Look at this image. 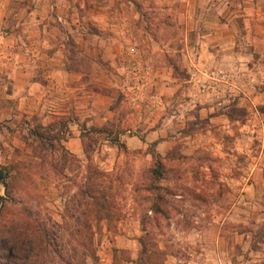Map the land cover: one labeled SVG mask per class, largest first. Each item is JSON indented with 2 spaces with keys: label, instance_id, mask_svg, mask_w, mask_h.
<instances>
[{
  "label": "rangeland",
  "instance_id": "1",
  "mask_svg": "<svg viewBox=\"0 0 264 264\" xmlns=\"http://www.w3.org/2000/svg\"><path fill=\"white\" fill-rule=\"evenodd\" d=\"M21 2H7L1 51L11 50L7 28L24 29L12 18ZM123 2L113 0L108 7L111 28L80 20V30L102 35L112 45L106 34L124 30L127 37L118 39L120 53L115 59L129 62L127 47H135L139 57L141 46H149L152 59L172 65L176 90L162 112L148 110L144 119H128L116 109L128 91L124 78L127 70L133 72L132 65L127 70L118 63L94 68L98 78L83 83L81 104L74 102L71 90L59 94L64 98L65 112L59 116L65 138L52 144L58 148L61 143L73 154L65 166L57 158L58 150H43L40 157L29 133L35 124L56 117H41L45 106L14 122L0 120V195L1 180L8 181L13 195L12 201L0 205V234L7 233L10 219H34V224L46 228L59 254L43 252L36 264H264V117L257 123L264 109L259 105L260 111H255L259 99H253L251 91L260 85L257 90L264 101V80L255 84L246 78L243 92H238L234 81L222 80L223 73L231 72L228 64L224 69L213 62L207 72L189 65V58L195 60L201 53L189 25L201 11L191 0ZM214 5L213 13L207 10V19L216 15L221 22L225 13L221 0ZM83 11L76 5L77 15ZM53 25L70 64L87 68L89 56L77 53L71 32L58 21ZM22 41L27 44L26 38ZM108 57L100 51L101 61L106 63ZM249 60L242 59L240 73L250 69ZM106 96L117 112L111 119L103 118ZM73 143L80 145L79 154L70 150ZM154 156L162 164L157 178L149 172ZM85 173L99 183L111 203L107 220L95 221L90 212L81 213L78 194ZM153 200L158 210H153Z\"/></svg>",
  "mask_w": 264,
  "mask_h": 264
},
{
  "label": "crops",
  "instance_id": "2",
  "mask_svg": "<svg viewBox=\"0 0 264 264\" xmlns=\"http://www.w3.org/2000/svg\"><path fill=\"white\" fill-rule=\"evenodd\" d=\"M9 1L0 0L1 33ZM95 1L22 0L21 5L16 7L12 18L16 23H22L21 26H24V29L21 28L19 31L12 27H6L9 31L4 30V32L8 31L6 37L10 38L11 50L10 52L0 50V120L9 118L14 122V119L24 113L35 112L36 109H41L44 106L46 107L45 114L39 113L41 117L51 114L53 116L61 115L65 112V107L63 106L64 98L59 94L71 90L74 102L77 105L81 104L83 83L92 82L98 78V71H94V68H108V66L111 67L118 63L123 70L128 69L129 62L123 57H121V61L114 57L120 53L118 39L127 37L124 30H115L106 34L114 45L110 44V41L105 42L104 39H101L102 35L80 30L78 23L80 20L89 21L102 28H107V26L111 28V25H114L108 23L109 16H107L108 7L110 8L113 4V0L96 3ZM125 2L132 3L131 0H125ZM191 2L192 5L194 3L199 6V11H201L200 15L189 23L190 28L195 30L196 43L201 53L195 60L189 58V65L207 72L213 62L214 65L220 62L224 69H227L225 64H228V70L231 72L226 73L228 77L225 82L229 81L230 84L234 81L231 84H234L233 89L238 92H243L241 87L245 84L246 78H250L255 84L263 81L264 0H221V10L225 11L221 15V18L223 17L221 22L216 15H209L208 19L206 15L209 8L211 9L210 13H213L212 6H215L217 0H197L196 3L191 0ZM186 3L188 4V1ZM76 5L83 7L84 11L81 15H77ZM230 5H234L233 8L230 9ZM224 6H228L230 9L228 13H226L228 8L223 9ZM202 12L203 15H201ZM186 16L192 17V13H187ZM56 21L60 22L67 32H71L70 36L77 53L89 56L87 68L77 67L74 63L70 64L64 43L57 39L58 33L53 25V22ZM69 22H72L74 26L67 28L65 23ZM23 23L30 24L25 26ZM21 30H25L26 33ZM23 38L27 39V44L24 46L22 45L24 44ZM13 42L14 44H12ZM244 44L248 46L246 49H244ZM141 47L138 65L144 69L143 77L137 78L127 70L124 82L128 91L125 90L126 95L120 99L121 104L116 109V111L121 110L126 118L134 120L144 119L148 110L162 112L163 105L168 101V96L173 94L177 86L176 77L172 74V65L155 57L152 59L153 49L149 46L142 45ZM100 51L109 56L106 63L99 58ZM185 52L190 54L187 48H185ZM248 58H250V69L240 73L238 70L242 68V59L248 60ZM259 87L260 85H257V88H251V91L254 92L253 99H259V102L254 104V109L257 112L260 111L259 105L264 106L262 93L257 90ZM52 93L56 95L50 98ZM241 99L242 96L239 100ZM110 100L111 97L106 96L105 107H103L106 113L103 118L111 119L114 114H117L114 111L115 104L109 105ZM90 103L93 104V100H90ZM122 106L124 107L122 108ZM263 117L264 112L258 114L257 123L260 124V118ZM154 132L156 131L154 130ZM66 144L69 146L70 140L66 141ZM72 145L70 150L79 154L80 145L75 143Z\"/></svg>",
  "mask_w": 264,
  "mask_h": 264
},
{
  "label": "trees",
  "instance_id": "3",
  "mask_svg": "<svg viewBox=\"0 0 264 264\" xmlns=\"http://www.w3.org/2000/svg\"><path fill=\"white\" fill-rule=\"evenodd\" d=\"M263 108L264 106H259ZM65 126L62 116H56L52 121L45 124L37 123L29 129V133L36 140L37 154L43 156V150H58V159L63 164L68 165V156L73 154L68 151L61 143L59 147L53 146L52 141L59 142L63 140L62 127ZM123 146L121 142L118 143ZM150 174L155 178L159 177L162 172V164L160 160L154 156L153 163L149 169ZM91 176L85 173L82 186L79 189L78 201L82 205L81 213L88 215L90 212L91 218L95 221L100 219L107 220L112 214L111 203L104 193L99 183H95L90 179ZM3 185L4 195H0V205L3 200H13V195L10 194V184L8 181L1 180ZM151 188H156L153 183H150ZM156 202V201H155ZM153 203V210H158V205ZM31 221V222H30ZM26 221L12 220L8 221L5 227L6 234H0V264H36L39 255L43 252H49L51 255L58 256V245L49 240L47 229L38 223L34 224V219ZM10 232V233H9Z\"/></svg>",
  "mask_w": 264,
  "mask_h": 264
},
{
  "label": "built area",
  "instance_id": "4",
  "mask_svg": "<svg viewBox=\"0 0 264 264\" xmlns=\"http://www.w3.org/2000/svg\"><path fill=\"white\" fill-rule=\"evenodd\" d=\"M125 52H126V56L125 58L129 61V63L132 65V74L134 76H137V78H142L143 77V72H144V69L141 67V65L139 66L138 65V53H137V50L135 47H133L132 45L127 47L125 49ZM227 75L226 73H223L222 75V79L223 82H225L227 80ZM228 82V81H227Z\"/></svg>",
  "mask_w": 264,
  "mask_h": 264
},
{
  "label": "water",
  "instance_id": "5",
  "mask_svg": "<svg viewBox=\"0 0 264 264\" xmlns=\"http://www.w3.org/2000/svg\"><path fill=\"white\" fill-rule=\"evenodd\" d=\"M2 177V174L0 173V178Z\"/></svg>",
  "mask_w": 264,
  "mask_h": 264
}]
</instances>
